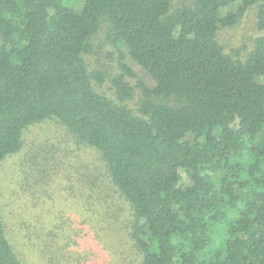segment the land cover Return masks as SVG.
I'll return each instance as SVG.
<instances>
[{"label": "trees", "instance_id": "16d2710c", "mask_svg": "<svg viewBox=\"0 0 264 264\" xmlns=\"http://www.w3.org/2000/svg\"><path fill=\"white\" fill-rule=\"evenodd\" d=\"M65 1L0 0V168L28 127L58 120L130 204L141 264H264V0L227 15L240 0ZM253 6L261 35L240 60L218 33ZM101 28L113 98L85 58ZM0 264H24L1 210Z\"/></svg>", "mask_w": 264, "mask_h": 264}, {"label": "rangeland", "instance_id": "374dc122", "mask_svg": "<svg viewBox=\"0 0 264 264\" xmlns=\"http://www.w3.org/2000/svg\"><path fill=\"white\" fill-rule=\"evenodd\" d=\"M71 0L65 5L71 6ZM193 0H173L175 8ZM240 0L223 15L236 13ZM77 9L83 6L76 1ZM256 7H250L218 39L226 53L245 60L261 35ZM86 56L88 70L101 72L96 87L113 98L111 80L118 73L114 50L101 28ZM1 43V39H0ZM128 64L149 86L154 82L139 66ZM136 92L129 101L136 111ZM23 149L0 168L1 220L17 257L24 264H141V255L128 237L131 206L112 186L106 165L94 149L82 145L58 120L28 127ZM186 186L191 181L183 174Z\"/></svg>", "mask_w": 264, "mask_h": 264}]
</instances>
